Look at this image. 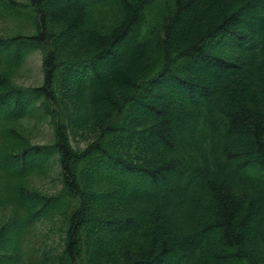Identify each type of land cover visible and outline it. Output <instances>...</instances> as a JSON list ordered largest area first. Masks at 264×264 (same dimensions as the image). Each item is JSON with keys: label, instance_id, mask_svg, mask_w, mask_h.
Instances as JSON below:
<instances>
[{"label": "trees", "instance_id": "1", "mask_svg": "<svg viewBox=\"0 0 264 264\" xmlns=\"http://www.w3.org/2000/svg\"><path fill=\"white\" fill-rule=\"evenodd\" d=\"M159 8L0 0L30 30L0 34V264L53 220L30 264H264V0ZM36 51L42 82L13 83ZM28 115L50 142L15 129ZM51 170L57 191L28 185Z\"/></svg>", "mask_w": 264, "mask_h": 264}, {"label": "rangeland", "instance_id": "2", "mask_svg": "<svg viewBox=\"0 0 264 264\" xmlns=\"http://www.w3.org/2000/svg\"><path fill=\"white\" fill-rule=\"evenodd\" d=\"M25 1V0H22ZM168 0H154V7L157 8L160 4V8L165 6ZM159 8V9H160ZM116 6L111 4L108 6L101 15V18H106V23H112L116 16ZM21 30L30 31L19 27L17 22L8 17H0V34L11 35L13 32ZM4 67V63L0 62V68ZM11 81L21 86H35L42 82L43 73L41 66V54L39 52H32L28 56L24 57L21 65L10 70ZM15 129L23 134L33 144H43L50 142L52 138V131L50 123L47 120L40 119L38 116L28 115L26 118L17 121ZM28 185L31 188L39 191L52 193L60 188L59 177L55 170H51L41 175L33 174L28 177ZM3 217L0 215V218ZM46 228V230L44 229ZM61 225L53 220V222H45L41 225L35 226V230L30 229L31 232L28 236V247H24V239L22 242L23 254L22 260L19 264H30L35 260L36 252L39 248H49L55 243L60 242L59 233ZM43 230V232H42ZM44 234L50 238H45Z\"/></svg>", "mask_w": 264, "mask_h": 264}]
</instances>
